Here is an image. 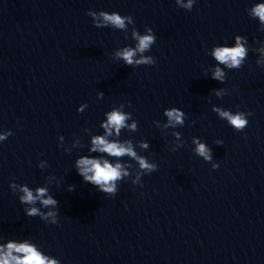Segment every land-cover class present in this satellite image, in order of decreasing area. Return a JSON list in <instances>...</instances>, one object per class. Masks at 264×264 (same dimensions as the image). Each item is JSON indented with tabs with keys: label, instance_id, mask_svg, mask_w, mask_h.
Here are the masks:
<instances>
[{
	"label": "clouds",
	"instance_id": "9594fccd",
	"mask_svg": "<svg viewBox=\"0 0 264 264\" xmlns=\"http://www.w3.org/2000/svg\"><path fill=\"white\" fill-rule=\"evenodd\" d=\"M195 0H188L187 4H182L181 0H176V3L181 7L192 10ZM254 15L258 16L261 22H264V5H258L253 9ZM95 16L94 13H92ZM100 17H102V24H111L117 28H125L126 20L131 22L130 17L121 16L116 13L107 14L101 12ZM100 26V25H98ZM151 33V29H149ZM133 36L138 40L136 48H124L122 51L118 52L116 55L122 58L128 65H140V64H152L153 60L151 57L141 56L140 59H134L137 52L144 53L150 48L154 42V36L151 34L140 36L138 32H133ZM215 60L219 64L225 65L229 69L240 68L241 64L246 56V49L241 45L240 38H237L236 46L234 48L228 47H217L212 52ZM212 78L221 82L225 81V72L220 68L216 67L212 72ZM217 96H221V92L216 93ZM220 117L227 119L230 125L238 131H242L248 125V120L245 118V113L240 111L233 114L230 111L222 110L220 108H214ZM168 119V124L166 127H175L176 125L183 124V113L176 108L165 111ZM251 115V113H247ZM130 118L129 114L124 113L121 110H113L107 114V122L102 125L105 129V136H95L92 139V149L93 152L107 153L109 156L113 157H123L125 155L133 158L139 163L140 169L151 173L157 170V166L153 163H149L145 158L137 156L136 152L133 150L130 141L124 143H119L116 141L109 142L106 136H111L113 130L116 136L120 135L121 129L125 127H130L131 130L136 129V124L128 126L126 121ZM177 136L179 134H176ZM0 139H4L0 136ZM196 143V152L202 156L205 160H211L210 149L203 143H199L198 140H193ZM148 145L141 143V147L146 148ZM214 167H216L214 165ZM76 169L78 174L83 177V180L92 185L98 186V189L104 193L115 194L116 181L123 176H127L128 172L125 167L120 164H111L106 159H95L89 158L87 156H82L76 160ZM13 188L16 185H12ZM70 190H74V187H70ZM19 191L23 193L20 196L22 203L29 205L35 204L37 201L45 207L55 208L57 201L51 196L47 195V189L40 187L35 190V194L26 186H21ZM47 197V198H45ZM28 216L40 215L44 220H50L52 224H57L56 211H48L47 213H41L40 209L37 207H30L26 210ZM15 253V254H14ZM0 264H58L56 260L48 259V257L42 255L36 250L35 247L28 243L16 244L8 243L6 249H0Z\"/></svg>",
	"mask_w": 264,
	"mask_h": 264
}]
</instances>
